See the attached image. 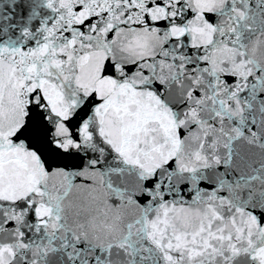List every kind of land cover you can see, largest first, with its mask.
I'll use <instances>...</instances> for the list:
<instances>
[{"label":"snow or ice","instance_id":"1","mask_svg":"<svg viewBox=\"0 0 264 264\" xmlns=\"http://www.w3.org/2000/svg\"><path fill=\"white\" fill-rule=\"evenodd\" d=\"M0 264H264V0H0Z\"/></svg>","mask_w":264,"mask_h":264}]
</instances>
